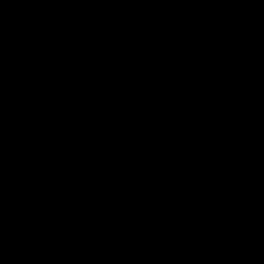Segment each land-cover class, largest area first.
<instances>
[{
    "label": "water",
    "instance_id": "obj_1",
    "mask_svg": "<svg viewBox=\"0 0 264 264\" xmlns=\"http://www.w3.org/2000/svg\"><path fill=\"white\" fill-rule=\"evenodd\" d=\"M0 264H264V0H0Z\"/></svg>",
    "mask_w": 264,
    "mask_h": 264
}]
</instances>
